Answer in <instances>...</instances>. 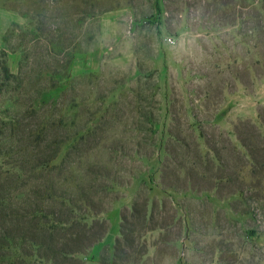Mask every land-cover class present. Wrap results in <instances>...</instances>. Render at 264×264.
<instances>
[{
    "label": "rangeland",
    "instance_id": "rangeland-1",
    "mask_svg": "<svg viewBox=\"0 0 264 264\" xmlns=\"http://www.w3.org/2000/svg\"><path fill=\"white\" fill-rule=\"evenodd\" d=\"M197 10L198 63L165 40ZM0 11V264H264V0Z\"/></svg>",
    "mask_w": 264,
    "mask_h": 264
},
{
    "label": "clouds",
    "instance_id": "clouds-1",
    "mask_svg": "<svg viewBox=\"0 0 264 264\" xmlns=\"http://www.w3.org/2000/svg\"><path fill=\"white\" fill-rule=\"evenodd\" d=\"M169 31H176L177 36H167V46L173 50L174 54L180 59H191L200 62L205 58V44L213 42L215 32L209 31V21L201 11L197 10L188 14L187 17L179 18L173 16L167 21Z\"/></svg>",
    "mask_w": 264,
    "mask_h": 264
},
{
    "label": "crops",
    "instance_id": "crops-1",
    "mask_svg": "<svg viewBox=\"0 0 264 264\" xmlns=\"http://www.w3.org/2000/svg\"><path fill=\"white\" fill-rule=\"evenodd\" d=\"M6 21H8L7 15H5V13H2V11H0V49L3 48L2 34H3V32H4L5 28H6V24H7V23H5ZM93 52H94V54H90V55L87 56L88 59L92 60V59H94L95 55H97V51L96 50L95 51L93 50ZM99 54H100V51H99V53L97 55L98 58H99ZM97 57H96L95 60H97ZM7 59H8V61H7V69L9 71V73L13 74V73H15L17 71V55L15 53L9 52ZM81 64H82L81 66H82V70L83 71L84 70H86V71L93 70V63H90V62H85L84 63V61H82ZM249 104L250 105L247 107V113H248V115L252 116L254 114L253 110L256 109L255 108L256 107L255 106V101L253 103H249Z\"/></svg>",
    "mask_w": 264,
    "mask_h": 264
},
{
    "label": "trees",
    "instance_id": "trees-1",
    "mask_svg": "<svg viewBox=\"0 0 264 264\" xmlns=\"http://www.w3.org/2000/svg\"><path fill=\"white\" fill-rule=\"evenodd\" d=\"M3 71L4 72H7L8 73V69H7V67H5L4 65H3ZM145 210H146V205H145V207H144V212H145ZM43 226H45V225H43ZM5 237L7 238V237H9V235H5ZM32 242V241H31ZM34 242V244H36V245H39L40 243H38V242H36V241H33ZM50 258H52V257H50ZM52 260V259H51Z\"/></svg>",
    "mask_w": 264,
    "mask_h": 264
},
{
    "label": "built area",
    "instance_id": "built-area-1",
    "mask_svg": "<svg viewBox=\"0 0 264 264\" xmlns=\"http://www.w3.org/2000/svg\"><path fill=\"white\" fill-rule=\"evenodd\" d=\"M165 40H166V38H165Z\"/></svg>",
    "mask_w": 264,
    "mask_h": 264
}]
</instances>
